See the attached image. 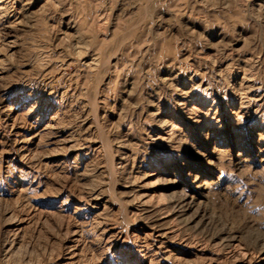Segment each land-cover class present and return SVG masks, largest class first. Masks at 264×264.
<instances>
[{
    "label": "rangeland",
    "instance_id": "obj_1",
    "mask_svg": "<svg viewBox=\"0 0 264 264\" xmlns=\"http://www.w3.org/2000/svg\"><path fill=\"white\" fill-rule=\"evenodd\" d=\"M0 264H264V0H0Z\"/></svg>",
    "mask_w": 264,
    "mask_h": 264
}]
</instances>
